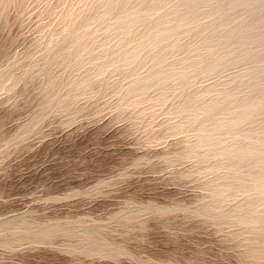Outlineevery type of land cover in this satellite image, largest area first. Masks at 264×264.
<instances>
[{"label": "rangeland", "instance_id": "374dc122", "mask_svg": "<svg viewBox=\"0 0 264 264\" xmlns=\"http://www.w3.org/2000/svg\"><path fill=\"white\" fill-rule=\"evenodd\" d=\"M8 1L0 7V224L26 223L37 230L68 222L78 233L91 225L105 242L123 249L113 256L74 251L78 235L39 239L8 237L0 230V264H255L248 233L192 210L213 175L195 171L191 158L173 157L194 132L171 131L178 119L167 104L116 106L119 86L127 84L112 87L116 73L101 76L109 77L110 87L97 78L90 95L79 94L68 108L53 105L32 130H22L44 107L41 55L60 36L67 9L76 11L82 2ZM85 64L70 71L56 63L50 71L60 79L94 70ZM216 78L199 79L195 86ZM173 207L178 209L170 213L154 210ZM128 212L132 219L125 217Z\"/></svg>", "mask_w": 264, "mask_h": 264}, {"label": "bare ground", "instance_id": "6f19581e", "mask_svg": "<svg viewBox=\"0 0 264 264\" xmlns=\"http://www.w3.org/2000/svg\"><path fill=\"white\" fill-rule=\"evenodd\" d=\"M6 1L0 0V7ZM80 1L76 11L68 8L64 13L60 36L41 55L36 69L46 78L44 107L22 130H32L53 105L66 108L79 94L90 95L97 78L108 87L109 77L101 76L116 73L119 78L111 80L112 87L127 81L119 86L116 106L138 107L151 100L167 104L178 119L171 131L194 132L173 157L191 158L195 171L213 175L207 194L192 210L248 233L246 245L254 263L264 264V0ZM56 63L69 70L86 63L94 70L56 79L50 71ZM238 64L244 66L218 77ZM209 76L217 78L197 89L196 81ZM229 200L234 202L229 205ZM177 209L154 208L160 214ZM6 221L0 230L8 237L48 239L65 233L78 235L71 245L74 251L113 256L123 249L105 242L91 225L78 233L68 229V222L33 230L31 224L5 226Z\"/></svg>", "mask_w": 264, "mask_h": 264}]
</instances>
